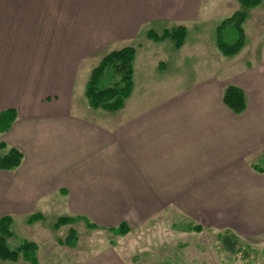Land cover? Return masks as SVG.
Listing matches in <instances>:
<instances>
[{
	"label": "crops",
	"instance_id": "obj_1",
	"mask_svg": "<svg viewBox=\"0 0 264 264\" xmlns=\"http://www.w3.org/2000/svg\"><path fill=\"white\" fill-rule=\"evenodd\" d=\"M216 5V0H0V113L17 114L0 133L6 146L0 153L15 148L23 154L19 167L0 169V219L10 217L15 226L33 215L45 218L52 206L68 205L78 216L104 222L118 216L119 204L147 198L162 203L174 197L171 189L229 186L239 197L233 202L242 205L238 212L234 208L236 234L264 229V158L257 157L264 152V61L246 67L241 57L232 65L242 68L229 75L205 63V72L194 73L200 78L186 81L192 53L208 62L210 49L198 29L213 18L209 12ZM178 27L187 30L180 48L171 39L148 37L150 31L161 36ZM146 44L159 59L153 66L172 81L159 100L130 112L132 94L117 116L75 112L80 75L91 73L109 50L135 47L136 61ZM164 44L169 56L157 57L156 47ZM232 85L246 95L240 115L224 103ZM39 253L38 246L41 264Z\"/></svg>",
	"mask_w": 264,
	"mask_h": 264
},
{
	"label": "rangeland",
	"instance_id": "obj_2",
	"mask_svg": "<svg viewBox=\"0 0 264 264\" xmlns=\"http://www.w3.org/2000/svg\"><path fill=\"white\" fill-rule=\"evenodd\" d=\"M216 2L214 10L209 12V19L213 18L203 29H198L202 30L201 35L210 49L208 62L203 59L205 57L199 56L200 53H192L186 81L200 78L194 73L197 69L205 72L202 66L205 63L210 64L211 71L229 75L242 68L241 64L232 65L236 59L243 57L241 61L246 67L264 61L260 59L264 58V2L248 11L245 48L233 58L225 57L218 50L216 29L226 18L243 8L238 0ZM194 29H191V39ZM144 48L134 64L135 91L126 104L130 112L136 105L147 106L159 100L167 85L172 84L171 77L161 74L153 66V62L159 59L154 60L151 47L146 44ZM155 50L157 57L169 56L170 53L167 44L158 45ZM112 51L115 50H109L108 54ZM215 55L218 66L214 61ZM101 61L97 60L91 73L80 75L77 79L73 103L75 112L81 115L117 116L121 113V110L94 109L89 104L87 84ZM257 157L264 158V152ZM260 167L264 169V161L260 162ZM171 190L175 191L172 192L174 197L166 196L162 203H152L151 198H147V202L119 204L118 216L104 222L78 216L67 208L68 205L62 209L59 205L58 208L57 205L52 206L45 213V218L33 215L26 223L27 220H18L15 226L12 224L10 229L14 236L7 238V243L10 248H16L22 240L36 243L40 248L38 259L41 264H264V229H250L254 232L249 236H243L245 232L240 237L237 235L239 229L234 216L235 210L238 212L242 205L233 202L239 197L231 187ZM119 221L128 224L130 231L127 234L111 232V229L121 225H118ZM26 224L31 226L26 227ZM198 226L203 230L197 232L195 227ZM71 232L76 233L73 244L67 243ZM227 238L229 242L223 243L222 240Z\"/></svg>",
	"mask_w": 264,
	"mask_h": 264
},
{
	"label": "trees",
	"instance_id": "obj_3",
	"mask_svg": "<svg viewBox=\"0 0 264 264\" xmlns=\"http://www.w3.org/2000/svg\"><path fill=\"white\" fill-rule=\"evenodd\" d=\"M243 9L238 10L232 16L226 18L216 29V41L220 52L226 57L237 55L245 45L246 33L245 23L250 9L261 6L264 0H238ZM185 27H178L171 31H166L163 35L155 32H148V37L156 42L171 39L177 48H180L186 38ZM136 48L129 46L120 50H115L104 56L101 63L91 74L87 84L86 95L89 104L94 109H104L109 112L121 110L128 98L134 91V62L136 58ZM225 105L235 114L240 115L247 108L245 92L237 86H228L223 95ZM16 111L13 109L0 113V133L7 132L16 119ZM6 146L0 143V151ZM23 160V154L11 148L6 154L0 153V169L13 170L19 167ZM13 220L10 217L0 219V262L15 263L21 258L31 264H38V246L34 242L27 240L20 241L16 248H10L7 238L13 237L14 233L10 227ZM197 232L203 227H195ZM130 231L127 223H122L118 228L111 229L116 235H125ZM76 233L71 232L67 243L75 242ZM228 239V238H227ZM228 240H222L228 243Z\"/></svg>",
	"mask_w": 264,
	"mask_h": 264
}]
</instances>
